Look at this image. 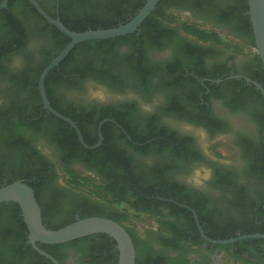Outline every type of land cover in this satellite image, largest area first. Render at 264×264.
I'll return each mask as SVG.
<instances>
[{"label": "flooded vegetation", "instance_id": "flooded-vegetation-1", "mask_svg": "<svg viewBox=\"0 0 264 264\" xmlns=\"http://www.w3.org/2000/svg\"><path fill=\"white\" fill-rule=\"evenodd\" d=\"M39 1L45 8L50 9L55 5L57 10V0ZM239 7L237 0H173V3L165 2L160 5L165 15H174L181 20L185 18L190 23L212 29L208 31L222 33L236 41V44L245 46L247 50L244 52L228 49L225 44L201 43L192 34L179 28L177 35L164 42L158 49L145 47L144 67L153 74L147 76L144 81L140 82L133 76L126 65L119 64L121 58L127 56L130 51L127 45L120 44L117 48L119 61L116 64L117 69L113 72L115 83L108 84L91 76H79L76 85L72 87H54L62 106L92 111L93 118L85 127L88 137L95 138L97 135L98 142L99 125H107L105 135L110 138L116 149L124 154L127 175H136L141 186L152 187V190H159L160 187L169 189L171 185L186 187L191 193L187 194L188 197H197L204 203L209 219H239V214L231 205L237 188L242 189L249 199H254L259 192H264V182L250 174L255 168L260 169L264 165V139L253 119V114L261 108L246 94L238 96L237 99L232 94V91L238 93L244 87L253 86L258 90L253 82L264 88L259 81L264 80L263 65L257 53H252L255 47L251 38L249 16L244 10L240 14ZM178 21V25L183 22ZM181 40L190 42L195 49L194 54L186 52L191 48ZM49 47V41L35 37L28 38L25 44L26 52L32 54L35 62L42 58L40 48L48 50ZM24 61L23 54H12L6 66L11 72H18L24 66ZM197 72L207 75L219 74L220 78L231 76L232 78L228 79L235 82L215 83V79L197 77ZM9 87L8 81L0 79L1 106L8 104L10 99H15H8L11 94L8 92ZM24 104L30 107L29 103ZM125 109L130 110L126 127L134 137L143 139L149 132L188 137L191 139L189 151L184 156H177L165 148L167 144L164 140L156 146L154 143L157 140L153 138L147 139L146 142L129 141L131 137L121 125L112 119L102 118V113L107 110L119 112ZM193 116L210 122L214 127L212 131L190 120ZM95 120L99 122L97 126L92 124ZM122 132L127 135L128 140L123 138ZM32 138V164H27L29 160L23 157L20 159L27 160L25 165H28V168H34L30 175H44L40 209L46 226H62L70 218L79 219L82 216L81 210L90 206L104 208L107 212L124 209L113 203L109 186L128 194L132 201L136 198L131 194L129 182L112 181L111 184L103 179L97 170L85 167L78 161L63 164L57 146L46 136L37 135ZM150 143L152 147L147 150ZM222 145L231 153L229 159L221 157L219 148ZM68 171L94 179L93 182L100 186L96 189L97 193L94 194L91 189L77 187L70 181ZM209 173L211 178L206 179ZM0 175L27 173L0 172ZM220 180H224L226 185L221 186ZM154 198L156 201L171 204L158 205L163 218L141 213L149 217L148 225L137 224L132 228L125 224L129 229L136 231L140 241L138 245L146 255L163 259L166 264H183V258L188 261L187 264H264V260L254 256L251 251L239 252L234 244L217 245L207 241L198 228L199 238H196V235L188 230L185 216L177 213L174 206L191 215L196 225L192 213L194 211L197 216L194 209L171 198ZM128 218V224L132 225L130 213ZM164 220L173 223V232L168 233V238H173L176 234L187 235L188 242H181L183 247L173 250L161 243L163 230L160 224ZM222 220L218 222H224ZM4 223L7 222L0 224V264H54L32 247L27 234L22 244L8 238L6 235L15 234L17 228ZM203 232L207 236L204 230ZM35 244L40 250L51 255L58 264H114L116 259L117 248L111 246L110 237L103 233L84 236L63 244Z\"/></svg>", "mask_w": 264, "mask_h": 264}, {"label": "trees", "instance_id": "trees-1", "mask_svg": "<svg viewBox=\"0 0 264 264\" xmlns=\"http://www.w3.org/2000/svg\"><path fill=\"white\" fill-rule=\"evenodd\" d=\"M36 1L51 17L59 18L62 24L69 30L84 32L87 30L108 29L126 23L143 6L146 0H57V10L55 5L47 9L43 6L42 2ZM237 1L241 9L240 14L243 10H248L246 0ZM165 2L173 3V0H160L155 9L146 17L134 33L110 39L88 40L77 44L60 64L47 75L44 89L50 105L57 112L70 118L77 124L84 141L88 145H95L97 143V135H95V138H90L85 134V127L93 118L91 117L92 111L85 108L73 109L62 106L55 94V86L65 85L72 87L76 85V79L79 76H91L108 84L115 83L116 80L113 77V72L117 69L116 64L120 56L117 48L120 44L127 45L130 51L127 56L125 55L124 58H121L119 64L126 65L133 76L137 77L140 82L144 81L147 76L153 74V72L150 73L144 67L145 47L158 49L164 42H168L173 36L177 35V29L179 28L183 32L192 34L201 43L221 44L220 38L215 32L205 30L187 20L178 25L179 21L176 16H167L161 10L160 5ZM236 9L239 11L238 8ZM247 18L248 16H246V21ZM173 25L175 26L173 27ZM30 37L50 42L48 50L40 48L42 58L36 62L32 54L27 53L25 50V44ZM251 38L254 45L252 34ZM181 41L191 48V50H187L186 52L194 54L195 49L189 44L190 42ZM68 42L69 38L49 24L26 0H9L7 7L0 10V79H4L10 83L8 92H11V94H9L8 99L10 97L15 98L14 100L10 99L8 104L0 105V172L27 173V175H0V187L16 180H22L33 189L35 198L41 207L40 196L44 184V175H30L34 168H28V165H25V163L29 160L27 164H32V152H34L30 146V141L33 140L32 136L42 135L46 136L47 139L57 146L60 153L59 158L63 164L78 161L85 167L97 170L100 176L111 184L112 181H118L119 183L129 182L131 194L136 197L133 201L130 200L131 198L128 194L118 189L114 190L111 188L112 186L108 187L109 194L115 204H125L136 213L150 214L161 219L164 215L159 210L158 205L164 204L170 206L171 204L156 201L154 196L164 199L171 198L176 202L187 204L196 211L202 229L210 238L224 240L235 237L238 234H264V192H259V195L254 199H249L242 189L237 188L234 192L231 205L239 214V219L228 218L222 220L220 218L215 219L214 217L213 219H209L205 213L204 203L197 197H188L187 194L190 191L186 187L171 185L169 189L160 187L159 190H152V187L147 186L145 188L141 186L140 179L138 180L136 175H127L128 170L124 167V154L121 151L119 152L116 149L117 147L112 144L110 138L105 135V126L107 125L101 128L104 137L102 144L95 149H86L79 143L75 131L66 122L44 110L37 88L38 77L42 70L59 54ZM16 53L24 55V66L18 72H11L8 70L6 62L12 54ZM196 74L199 78L218 79L221 77L219 74L207 75L199 72ZM226 77L224 76V78ZM259 81L264 86V80L260 79ZM233 82L235 80L228 79L221 82V84ZM232 94L236 96L235 99L238 96L241 97L246 94L251 101L259 104L261 109L253 114V119L258 124L262 139H264V96L259 90H255L253 86L250 88L244 87L238 93L232 91ZM232 100L234 101V99ZM25 102L29 103L30 107L24 104ZM129 114L130 110L128 109L119 112L107 110L102 113V118L112 119L121 125L126 133L130 135L131 140L129 141L146 142L147 139L153 138L157 140L154 143L155 146L159 145L158 142L164 140L165 144H167L165 148L174 155L184 156L189 151L191 139L188 137L180 138L175 135H168L165 132H149L143 139L134 137L126 127V119ZM190 120L208 127L211 131L214 128L210 122L198 117L193 116ZM98 123L96 120L92 122L95 126ZM122 133L123 138L128 140L127 135L124 132ZM150 147H152V143H150L147 150ZM20 157L27 160H22ZM262 158L264 159V155ZM40 173L38 172V174ZM67 174L70 176V181L77 187L91 189V192L94 194L97 193L96 189L100 188V186L93 182L94 179L90 177H81L80 174L70 171ZM250 174H254L253 176L258 177L264 182V165L260 169L255 168ZM219 184L225 186L226 182L220 180ZM174 208L177 213L185 216L188 230L194 233L196 238H199V233L192 216L185 214L184 209L176 206ZM20 213V208L16 203L8 202L0 204V224L7 222V225L17 228L15 234L8 233L6 236L22 244L27 234V228ZM81 214V218L105 216L121 223L133 240L135 246V264L167 263L163 259L152 258L146 255L145 251L140 248L138 245L140 241L136 231L129 229L123 223L130 222L128 209H115L107 212L104 208L90 206L82 209ZM219 220L224 222L219 223ZM73 221L75 220L70 218L62 226L46 227L54 230ZM42 222L45 223L43 220ZM172 226L173 223L166 220L160 224L163 230V237L160 240L165 247L177 250L183 247L182 241L184 243L188 242V237L185 234H176L173 238H168V233L173 232ZM110 241L112 247L116 246L115 241L111 237ZM234 245L238 247L239 252L243 250L251 251L254 256L264 260V239L241 240L234 243ZM115 255L114 264H117V250ZM182 261L183 264L188 263L184 258Z\"/></svg>", "mask_w": 264, "mask_h": 264}, {"label": "water", "instance_id": "water-1", "mask_svg": "<svg viewBox=\"0 0 264 264\" xmlns=\"http://www.w3.org/2000/svg\"><path fill=\"white\" fill-rule=\"evenodd\" d=\"M9 0L0 1V10L5 9ZM29 4L41 15L49 24L53 25L60 32L65 34L69 38V42L59 52V54L53 58L50 63L42 70L37 80V88L42 101V108L48 113L54 115L58 119L66 122L70 128H72L79 143L86 149H95L99 147L103 142V136L101 133L102 123L98 128V142L95 145H88L77 126V124L70 118L57 112L49 103L45 89L44 82L54 68H56L60 62L70 53V51L79 43L88 40L98 39H110L123 36L126 34L134 33L138 30L140 25L146 19L148 15L155 9L160 0H146L143 6L132 16L126 23L119 24L118 26L108 29H96L87 30L84 32H74L65 27L59 18L51 17L40 6L36 0H26ZM247 1V15L251 24V30L253 35L254 47L256 53L264 68V0H246ZM230 77L215 79L213 82L219 83ZM247 81H250L247 79ZM253 84L260 90L264 96V88L256 83ZM264 133V127H263ZM13 202L16 203L21 211L23 222L27 228V238L32 247L41 255L49 258L54 264H58L57 261L46 252L40 250L36 246V242L45 244H63L72 240L103 233L111 237L115 243L118 251L117 264H135V246L133 240L125 227L110 218L106 217H86L79 218L75 221L58 229H48L42 222L41 209L35 198L33 189L22 180H16L10 184H5L0 187V204ZM196 226L204 239L217 245L234 244L241 240L248 239H264V234H238L235 237L224 240H213L204 235V232L200 226L198 218L194 211H192Z\"/></svg>", "mask_w": 264, "mask_h": 264}, {"label": "rangeland", "instance_id": "rangeland-1", "mask_svg": "<svg viewBox=\"0 0 264 264\" xmlns=\"http://www.w3.org/2000/svg\"><path fill=\"white\" fill-rule=\"evenodd\" d=\"M177 19L180 20V21L186 20L185 18H182V20H181L179 17H177ZM201 28H204L205 30H212V29H210V28H208L206 26L201 27ZM217 34L219 35L221 44L227 45L228 49H237V50H240V51H243V52L247 50V48L245 46H243L241 44H238V43L236 44V41H234L233 39L227 37L226 35H224L222 33H219V32ZM254 52H256V50L252 49V53H254ZM219 149L221 150V153H222L221 157L224 158V159H229V157L231 156V153L226 151V146L222 145ZM80 176L85 177V176H83L81 174H80ZM116 205H118L120 208L128 209L129 213L132 215V225L128 224V223H124L127 226L135 228L137 224L139 226L148 225L149 224V217L147 215H144V214H141V213H136L133 209H131L128 205H125V204H116Z\"/></svg>", "mask_w": 264, "mask_h": 264}, {"label": "clouds", "instance_id": "clouds-1", "mask_svg": "<svg viewBox=\"0 0 264 264\" xmlns=\"http://www.w3.org/2000/svg\"><path fill=\"white\" fill-rule=\"evenodd\" d=\"M211 178V176H210V173H209V175L206 177V179H210ZM197 186H199V185H197Z\"/></svg>", "mask_w": 264, "mask_h": 264}]
</instances>
